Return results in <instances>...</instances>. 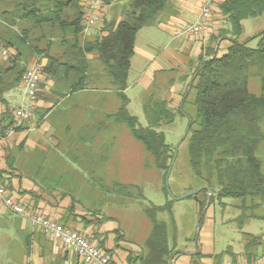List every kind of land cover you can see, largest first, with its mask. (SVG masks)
I'll return each instance as SVG.
<instances>
[{
    "label": "trees",
    "instance_id": "1",
    "mask_svg": "<svg viewBox=\"0 0 264 264\" xmlns=\"http://www.w3.org/2000/svg\"><path fill=\"white\" fill-rule=\"evenodd\" d=\"M84 2L11 0L10 7L1 16L10 25L20 23L22 26L21 33L15 37L4 38L0 34V43L17 48L11 66L3 69L0 64V104L7 103L5 92L22 82L27 68L25 64L20 66L19 60H23L26 50L47 60L42 66L43 76H58L59 83L69 88L63 95L85 88L89 78L88 55L94 54L103 65L106 81L118 91L123 101L111 117L127 124L132 135L154 157L156 167L164 171L166 180L173 149L161 128L163 124L174 123L176 110L186 114L185 106L192 93L191 103L196 113L189 120L187 151L193 172L203 185L212 190V194L208 195L209 203L215 198L222 200L224 197L239 200L237 207L241 212L236 220L240 226L250 218L259 217L256 211L264 205V94L251 92L249 80L251 75L264 79V30L243 42L238 38L243 33L244 20L264 14V0H223L219 4L221 14L228 22V28L222 29V35L231 41L227 51L218 55L216 46H208L199 55L178 109L172 107L169 100L150 95L144 104L148 119L146 127L140 126L138 118L128 111V98L124 92L128 87L137 34L165 9L169 0H131L127 19L118 22L111 20L102 29L105 35L100 32L93 38L81 41ZM103 2L110 3L109 0ZM44 28L59 30L62 34L61 44L65 47L63 52L53 54L52 38L41 46L46 37ZM35 30H40L41 35L36 38V43H32ZM255 38H258L257 46H249V42ZM12 71H16V78L6 81V75ZM71 74L76 76L73 82L69 81ZM13 122L14 115L10 108L0 110V137L5 136L6 129ZM202 191L208 193L207 190ZM205 205L201 202V210ZM144 211L152 229L145 249L134 259L137 264H170V259L177 253L172 247L177 236L173 201L151 205ZM161 212L169 213V222L158 218ZM170 229L173 231V245L170 242ZM245 236V252L251 257L263 237L248 233ZM99 246L107 252L103 246ZM130 259L129 264H132L134 259Z\"/></svg>",
    "mask_w": 264,
    "mask_h": 264
},
{
    "label": "rangeland",
    "instance_id": "2",
    "mask_svg": "<svg viewBox=\"0 0 264 264\" xmlns=\"http://www.w3.org/2000/svg\"><path fill=\"white\" fill-rule=\"evenodd\" d=\"M109 1L110 3L113 2V13L109 17L121 20L127 19L128 13L131 11V0ZM110 3H106V5ZM10 5L11 0H0V34L4 38L15 37L16 34L21 33L22 24L10 25L1 16V13L6 8H9ZM175 14L177 15L175 8H172L168 4L164 10L159 12L138 33L133 68L130 72L128 87L124 93L128 98V111L131 115L138 118L139 125L143 127L148 125L144 104L149 96L153 95L155 98L167 99L178 109L183 95L188 89L193 71L198 64V60L190 63L187 52H175L170 47L167 50L165 49L167 42L173 37L174 29L178 26L174 23ZM221 16V12L214 8L211 21H217L216 25L218 21H221V25H228L227 20L223 16L224 22H222ZM107 17L101 16L100 20L89 32L84 31L83 27L81 41L100 34L105 23L109 22ZM242 24L243 33L238 38L240 42L252 38L264 30V14L246 19ZM211 26L210 22L209 27L211 28ZM222 29L218 27L212 28L213 31H211L212 34L208 46L214 47L217 44V40L226 38L222 35ZM44 32L46 37L41 46L48 39L52 38L54 40V55H58L65 50V47L61 44L62 34L58 29L44 28ZM40 35L41 31L35 30L32 33L31 42L36 43V38ZM67 36L71 38L70 34H67ZM257 42L258 38L252 39L249 42V46L256 47ZM4 50H7L8 54H3ZM220 53H223V51ZM16 54V47H7L0 43V64L3 69L12 65L13 57ZM89 55H93V57L88 58L90 60V67L88 69L89 78L84 90H80L77 95L67 101L63 97H60V100L57 101H61L62 103L58 110L60 111L65 107L69 108L72 106H76L78 109L86 108V117L90 121H94L95 123L104 122V125H113L111 129H102L97 135L103 138L102 148L105 150V155L111 158V161L107 165L110 166L113 163L117 172L112 175V180H96L94 177H88V180H75L72 177L66 182L61 180V178L63 179L62 176L57 180L54 179V182H51V184H58L64 187V189H68L69 187L68 191L79 199L80 202L78 204L81 209L101 210L103 215L119 219L126 238L130 241H127L128 247L134 244L137 249H140L150 234L152 225L143 214V208L151 205H164L169 200L173 201V214L178 225V250H184L191 246L197 250V247L202 246L204 241L208 243L209 249L214 250L215 253H220L229 244L235 245L236 239H242V233L245 231L255 234L264 233V219H251L240 229L234 220L241 212L237 207L240 201L235 198L224 197L222 200L215 198L209 203V194H205L202 190L182 198L188 192L203 186L202 181L195 175L190 166L187 138L180 143L189 126L190 116H194L196 113V109L191 103L193 94L191 93L186 103V114L176 110L174 123L170 125L163 124L161 128L166 134L167 143L173 149L170 154L174 155L178 147L177 157L169 180L166 182L164 171L156 167L154 157L148 153L143 143L132 135L127 124L117 122L111 117V114L117 112L122 105V98L118 94V91L106 81L104 68L100 60L94 54ZM43 59L45 58L26 50L23 60H19V65L25 64L26 68L36 64L42 65L44 64L42 63ZM154 62L169 70L172 69V71H164L153 77L151 75V67H153ZM184 74L185 78L183 82L177 79ZM16 75V71H12L6 75L5 80L8 81L16 78ZM74 77L76 76L71 74L69 81L73 82L75 80ZM170 78H176L178 80L177 84L172 86L170 82H167ZM48 79L50 78L46 75L43 76L41 88L45 86V82ZM52 79L56 81V92H59V94L68 92V86H64L61 82L59 83L58 76ZM249 88L253 93L264 94V79L251 75ZM10 91L14 95H10ZM22 91L20 85L7 90L4 93L7 103L0 104V110H7L9 108L12 110V106L20 105L23 102ZM174 91L178 92V95L181 96L177 102L170 100ZM68 117H70L69 114ZM68 124V120H63L56 124L59 126V129L56 128L58 130L55 132L54 137L52 136L50 141L44 142L47 144L49 151L53 152L54 155H58V157L61 156L62 164L60 166L57 165V167H62L66 172H72V170H80L81 165L63 145L66 146V139L76 137L77 140L85 141V138H83L84 134L82 135L79 132V122ZM90 140L86 139V142L89 143ZM52 157L54 158V156ZM53 158H50L51 161L49 160L48 167L50 163H54ZM171 161L172 159H169V165ZM66 183L69 186L65 187L64 184ZM201 202L206 203L203 210H201ZM8 213L3 215V244L0 242V255L3 254V264H21L25 247L21 243V239L14 234L12 235L8 230L9 228L7 229V224L11 221L19 223L20 219L18 215ZM256 213L264 215V205ZM139 216L142 219H139ZM158 218L168 222L170 220L168 212L159 213ZM40 233L44 234L43 232ZM170 239L172 241L171 236ZM2 245L3 247L1 248Z\"/></svg>",
    "mask_w": 264,
    "mask_h": 264
},
{
    "label": "crops",
    "instance_id": "3",
    "mask_svg": "<svg viewBox=\"0 0 264 264\" xmlns=\"http://www.w3.org/2000/svg\"><path fill=\"white\" fill-rule=\"evenodd\" d=\"M203 1L204 0H169V6L175 8L177 13L174 17V23L181 26L188 22L197 21L200 16ZM213 1L214 8L220 11L219 4L223 0ZM112 3L113 2L103 6L102 16H108L107 19H109V21L115 20L118 22L121 19L109 17V15L113 13ZM220 19H222V16ZM216 22L217 21H211V28L209 27L207 32L201 34L192 35L190 37L176 36L173 34L172 39L167 42L165 49L167 50V48L170 47L175 52H187L190 63L197 61L199 55L208 47L212 34L211 31H213L212 28H228L227 24L221 25V21H218L216 25ZM222 22H224L223 19ZM101 33L104 35L106 34V32H102V30ZM137 37L135 41V54L131 59L130 72L133 68L136 55ZM230 44L231 41L228 37L220 38L216 44L218 55L224 54ZM222 51L223 53H220ZM91 57H93V55H88L89 59ZM45 61L47 62L46 59H43L42 63L45 64ZM151 68V75L153 77L169 70L157 62H154ZM169 71H172V69ZM129 76L127 83L129 81ZM184 78L185 74L177 79L183 82ZM177 79L170 78L167 82H170L173 86L177 84ZM55 84L56 81L50 78L45 82V86L40 88L34 102V116L22 128L8 136L0 137V181L9 186L13 195L22 203L38 208L47 216L81 231L87 237L103 246L111 256L114 264H129L131 260L130 257H132L133 260L142 254L145 249V243L140 249H137L134 244L128 247L127 241L129 240L126 238L119 219L103 215L101 210L81 209L78 204L80 202L79 199L68 191L69 187L68 189H64V187L58 184H51V182H54V179L57 180L62 176L63 179L61 178V180L66 182L72 177L75 180H88V177H94L96 180H112V175L117 172L113 163L110 164V166L107 165L109 161H111V158L105 155V150L102 148L104 142L103 138L97 135L102 129H111L113 125H104V122L95 123L94 121H90L86 117V108L78 109L76 106H72L69 108L65 107L59 111L58 109L62 102L57 100L63 97V99L67 101L77 95L80 90L62 95L56 92ZM9 94L14 95L12 91H10ZM179 97L181 96L178 95V92L174 91L170 100L177 102L180 100L178 99ZM170 105L175 108L172 102ZM16 106L12 107L14 108ZM114 113H112L111 116ZM68 114L70 117H68ZM63 120H68L69 124L79 122V132L82 135L84 134L83 138H85V141L77 140V138L74 137L72 139H66V142L64 141L66 146L63 145L65 149L70 151L74 159L80 162V170L66 172L62 167H57V165L60 166L62 164V160L60 159L61 156L58 157V155H54L53 152L49 151L47 144L44 142H48L51 140L50 138H52V136L54 137L55 132L59 129V126L56 124ZM49 133L50 135H48ZM86 139L91 140L88 143ZM52 156H54V158ZM50 158L54 159V163H50L48 167L49 160L51 161ZM64 185L65 187L69 186L68 183ZM144 209L145 208H143V214L147 217ZM5 214L9 213L0 202V242L2 244L3 215ZM258 215L259 217L248 219L243 226L238 224L236 220L238 216L235 217L234 220L237 222L240 229H242L251 219H264V215ZM18 218L20 219L19 223L11 221L7 224L8 227L6 224L5 226L7 229L9 228L8 230L12 235L14 234L21 239V243L25 247L21 264H84L73 251L62 244L55 243L51 237L44 232V234L40 233L42 230L34 227L28 220L21 216ZM140 218L139 216V219ZM170 230V236L173 238V231L172 229ZM246 233L263 237L262 243L254 248L251 257H248L245 252V244L247 242ZM177 236L174 245V241L170 239L174 251L177 252L170 259V264H264V233L255 234L245 231L242 233V239H236L235 245L229 244L220 253H215L214 250L209 249L208 243L204 241L202 246L200 245V247H197V250L192 246L184 250H178L179 242ZM2 247L3 245L1 248ZM0 264H3V254L0 255ZM132 264H137L135 259Z\"/></svg>",
    "mask_w": 264,
    "mask_h": 264
},
{
    "label": "built area",
    "instance_id": "4",
    "mask_svg": "<svg viewBox=\"0 0 264 264\" xmlns=\"http://www.w3.org/2000/svg\"><path fill=\"white\" fill-rule=\"evenodd\" d=\"M103 6V0H85L83 16L84 31H91L97 24L102 16ZM213 9L214 1L204 0L199 19L196 22H188L184 25L177 26L174 29V35L190 37L207 32L213 15ZM3 54H8V51L4 50ZM42 78V65L36 64L27 68L21 82L23 102L12 109L14 122L6 129L5 136L22 128L34 116V102L40 91ZM0 202L8 212L23 217L34 227L50 236L55 243L62 244L73 251L84 264H114L111 256L96 242L85 236L81 231L65 226L59 220L49 217L40 210L22 203L1 181Z\"/></svg>",
    "mask_w": 264,
    "mask_h": 264
},
{
    "label": "water",
    "instance_id": "5",
    "mask_svg": "<svg viewBox=\"0 0 264 264\" xmlns=\"http://www.w3.org/2000/svg\"><path fill=\"white\" fill-rule=\"evenodd\" d=\"M189 127H190V124H189V126H188V128H187V130H186V132H185V134H184V136H183V138H182V140H181L180 143H182V141L186 138V136H187V134L189 132ZM177 150H178V147L175 150V153L173 155V158H172V161L170 163L169 169L167 171V174H166V182H168V180H169V177H170V174H171V170H172L173 164H174L175 159L177 157ZM201 190H207V192H208L209 195L212 194L211 188L209 186H207V185H203L200 188H197L195 190H192V191L188 192L187 194H185L184 196H182V198H185V197H187V196H189L191 194L197 193L198 191H201Z\"/></svg>",
    "mask_w": 264,
    "mask_h": 264
}]
</instances>
